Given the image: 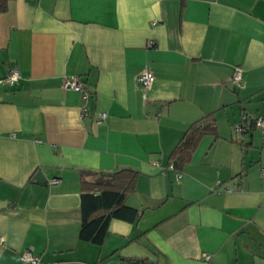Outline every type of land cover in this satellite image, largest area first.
<instances>
[{"label": "crops", "instance_id": "crops-1", "mask_svg": "<svg viewBox=\"0 0 264 264\" xmlns=\"http://www.w3.org/2000/svg\"><path fill=\"white\" fill-rule=\"evenodd\" d=\"M5 5L0 264H26L27 249L49 264H264V130H233L264 116V0ZM69 75L95 94L89 116L62 88ZM196 122L206 131L184 155ZM123 168L137 172L125 204L139 217L112 218L100 245L80 240L81 180Z\"/></svg>", "mask_w": 264, "mask_h": 264}, {"label": "trees", "instance_id": "trees-1", "mask_svg": "<svg viewBox=\"0 0 264 264\" xmlns=\"http://www.w3.org/2000/svg\"><path fill=\"white\" fill-rule=\"evenodd\" d=\"M6 0H0L1 9L5 8ZM208 127L214 131L211 122ZM206 127L197 122L192 124L186 133L183 146L178 147L184 155L191 150L196 139ZM90 178L81 180V223L78 237L83 241H90L100 245L108 230L112 218L126 221L136 220L140 213L135 208L125 204L128 193L134 190L137 172L123 168L114 172H88Z\"/></svg>", "mask_w": 264, "mask_h": 264}, {"label": "built area", "instance_id": "built-area-1", "mask_svg": "<svg viewBox=\"0 0 264 264\" xmlns=\"http://www.w3.org/2000/svg\"><path fill=\"white\" fill-rule=\"evenodd\" d=\"M19 77H20V73L18 69L16 67H12L9 69L8 75L6 76L5 79L10 84H14L15 82L18 81ZM136 80L139 85H141L144 88H147L154 80V75L150 71L144 69L138 73ZM231 80L234 83H239L242 80L241 68L239 67L234 68ZM62 88L65 90H74L81 94L83 104L79 109V116L80 117L89 116L88 104L90 103L91 100H94L95 94L93 92H90L83 86L80 77L77 75L66 76L62 82ZM105 116H106L105 112L96 111L94 115V119L97 122H99L103 120ZM249 127H254L256 129L264 130V116H250L247 113H243L240 116V119L234 122L233 124V130L238 134L246 131ZM155 164L158 165L157 162H155ZM165 168L174 169V166L172 163H168ZM262 173H264V171ZM176 176L178 178L181 176V174L179 172H176ZM57 181H58L57 179H52L51 183H55ZM0 241H2L1 236H0ZM204 257L208 259L209 255L205 254ZM22 259L26 264H49L47 262L41 261L38 255L34 254L31 250L28 249L22 253Z\"/></svg>", "mask_w": 264, "mask_h": 264}, {"label": "water", "instance_id": "water-1", "mask_svg": "<svg viewBox=\"0 0 264 264\" xmlns=\"http://www.w3.org/2000/svg\"><path fill=\"white\" fill-rule=\"evenodd\" d=\"M36 177H38V175Z\"/></svg>", "mask_w": 264, "mask_h": 264}]
</instances>
